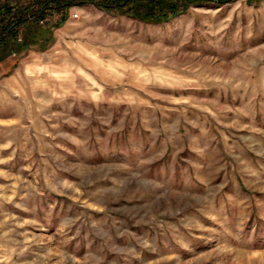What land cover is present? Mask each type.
Listing matches in <instances>:
<instances>
[{
    "label": "rangeland",
    "instance_id": "1",
    "mask_svg": "<svg viewBox=\"0 0 264 264\" xmlns=\"http://www.w3.org/2000/svg\"><path fill=\"white\" fill-rule=\"evenodd\" d=\"M61 18L0 62V264H264V0Z\"/></svg>",
    "mask_w": 264,
    "mask_h": 264
},
{
    "label": "trees",
    "instance_id": "2",
    "mask_svg": "<svg viewBox=\"0 0 264 264\" xmlns=\"http://www.w3.org/2000/svg\"><path fill=\"white\" fill-rule=\"evenodd\" d=\"M207 0H0V62L32 46L46 28L43 21L54 13L64 20L75 4L93 3L105 10H119L145 22H161L181 13L192 3ZM41 22V23H40Z\"/></svg>",
    "mask_w": 264,
    "mask_h": 264
},
{
    "label": "built area",
    "instance_id": "3",
    "mask_svg": "<svg viewBox=\"0 0 264 264\" xmlns=\"http://www.w3.org/2000/svg\"><path fill=\"white\" fill-rule=\"evenodd\" d=\"M74 16H77V15H74Z\"/></svg>",
    "mask_w": 264,
    "mask_h": 264
}]
</instances>
